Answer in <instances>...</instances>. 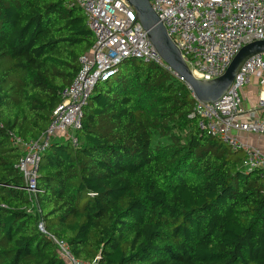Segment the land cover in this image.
Instances as JSON below:
<instances>
[{
	"label": "trees",
	"instance_id": "trees-1",
	"mask_svg": "<svg viewBox=\"0 0 264 264\" xmlns=\"http://www.w3.org/2000/svg\"><path fill=\"white\" fill-rule=\"evenodd\" d=\"M71 2L0 0V264H68L48 236L87 264H264L263 181L154 63L125 60L95 85L77 145L42 154L32 206L10 138L43 133L94 45Z\"/></svg>",
	"mask_w": 264,
	"mask_h": 264
},
{
	"label": "built area",
	"instance_id": "built-area-1",
	"mask_svg": "<svg viewBox=\"0 0 264 264\" xmlns=\"http://www.w3.org/2000/svg\"><path fill=\"white\" fill-rule=\"evenodd\" d=\"M148 1L197 80L210 81L222 76L242 47L264 41V0ZM69 7L82 10L86 26L95 38L94 45L89 54L79 59V70L72 83L61 90V103L52 111L43 133L29 140L10 138L20 151L15 167L22 178V189L36 210L41 156L60 139L69 141L73 147L77 145L83 109L96 84L107 82L128 59L154 63L173 74L124 0H72ZM252 79L257 83L258 95L248 109L243 106L242 90ZM189 118L197 120L200 131L239 154L245 174L256 172L264 183V52L243 63L220 100L211 104L195 101ZM250 139L252 144L248 142ZM38 229L45 233L41 223ZM48 239L68 264H87L75 259L65 243L50 236Z\"/></svg>",
	"mask_w": 264,
	"mask_h": 264
},
{
	"label": "water",
	"instance_id": "water-1",
	"mask_svg": "<svg viewBox=\"0 0 264 264\" xmlns=\"http://www.w3.org/2000/svg\"><path fill=\"white\" fill-rule=\"evenodd\" d=\"M134 13V20L146 32L147 38L168 69L190 90L195 101L211 104L220 100L232 85L243 63L251 56L264 52V41L242 47L224 74L210 81L195 79L181 54L168 38L163 25L153 12L148 0H124Z\"/></svg>",
	"mask_w": 264,
	"mask_h": 264
},
{
	"label": "crops",
	"instance_id": "crops-1",
	"mask_svg": "<svg viewBox=\"0 0 264 264\" xmlns=\"http://www.w3.org/2000/svg\"><path fill=\"white\" fill-rule=\"evenodd\" d=\"M252 82V83H251ZM250 84L246 87L243 88L242 90V96H243V106L245 108H251L253 107L255 101H256V96L258 95V86L256 81L252 79ZM59 141V140H57ZM56 142V141H55ZM250 144L253 143V139L248 140ZM256 144V142H254Z\"/></svg>",
	"mask_w": 264,
	"mask_h": 264
},
{
	"label": "rangeland",
	"instance_id": "rangeland-1",
	"mask_svg": "<svg viewBox=\"0 0 264 264\" xmlns=\"http://www.w3.org/2000/svg\"><path fill=\"white\" fill-rule=\"evenodd\" d=\"M252 81V80H251ZM252 83V82H251ZM65 262V261H64Z\"/></svg>",
	"mask_w": 264,
	"mask_h": 264
}]
</instances>
